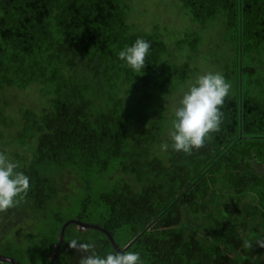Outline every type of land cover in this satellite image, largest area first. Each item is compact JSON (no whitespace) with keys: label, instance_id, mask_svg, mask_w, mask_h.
<instances>
[{"label":"trees","instance_id":"1","mask_svg":"<svg viewBox=\"0 0 264 264\" xmlns=\"http://www.w3.org/2000/svg\"><path fill=\"white\" fill-rule=\"evenodd\" d=\"M131 1L0 0V143L29 177L0 212V236L16 234L0 256L50 264L74 221L54 264H78L72 238L116 251L106 233L143 264H264V0H180L179 34L147 30ZM213 34L231 85L220 128L191 154L161 151ZM138 37L150 54L134 73L116 53ZM34 88L40 111L11 106Z\"/></svg>","mask_w":264,"mask_h":264},{"label":"clouds","instance_id":"2","mask_svg":"<svg viewBox=\"0 0 264 264\" xmlns=\"http://www.w3.org/2000/svg\"><path fill=\"white\" fill-rule=\"evenodd\" d=\"M149 54L150 42L140 37L116 53L118 59L134 73L144 69ZM230 88L231 85L219 71L196 75L188 83L187 90L173 112L168 129L171 143H161V151L171 147L173 151L191 154L202 147L210 134L220 128L223 119L221 109ZM28 189V175L20 170L17 161L0 151V212L15 207ZM68 243L69 247L82 253L78 264H143L138 251L121 249L101 254L92 240L72 238ZM243 246L249 247V242L245 240Z\"/></svg>","mask_w":264,"mask_h":264},{"label":"rangeland","instance_id":"3","mask_svg":"<svg viewBox=\"0 0 264 264\" xmlns=\"http://www.w3.org/2000/svg\"><path fill=\"white\" fill-rule=\"evenodd\" d=\"M131 4L133 7L134 15L135 14L137 15L139 10L145 9L147 11L144 12L145 16L143 17V19H141V23L143 24L144 22V26L147 30L152 29L156 19H161L162 23H164V25L167 26L170 31L174 30L175 34H179L180 32H183V30L186 28V24H185L186 20L184 17V13L181 10L180 0H143V2H140L138 0H132ZM218 43L222 44L221 37L218 34H213L208 37L205 36V40L203 41L202 47H200V49L198 50L199 55L197 54L196 60H198L200 66L201 65L203 66L204 72L219 71L222 73L223 71V66H222L223 62L221 60V55L222 53H225V50L224 48L220 49V47L217 46ZM218 60H220V62H218ZM185 61H186L185 59L182 60L180 64L184 63ZM223 61L225 60L223 59ZM260 75L261 73H259L257 77H260ZM192 77L194 80L196 76L195 77L192 76ZM9 99L13 102L11 106L14 108L18 107L19 105H22L25 106L26 108H32L35 111H40L42 109V103L44 101V99L40 97L37 88H34L32 90H26L23 92H17V90H12ZM14 108H11L13 109L12 111L14 112L12 114V117H14L15 121H18L19 116L17 115V110ZM15 147L16 146H10V145L4 146L0 143V151L5 152L7 155H8L7 151L12 152L15 149ZM15 235L16 234H13L9 237L0 236V242L2 244H4L5 242H9L11 241L9 238ZM28 237L27 235L25 236L23 234V231L21 232V240H20L21 243H18L19 245H17L19 249L21 248L29 249ZM24 257L25 259L28 260L27 263L29 264V259H28L29 257L27 255H24Z\"/></svg>","mask_w":264,"mask_h":264},{"label":"water","instance_id":"4","mask_svg":"<svg viewBox=\"0 0 264 264\" xmlns=\"http://www.w3.org/2000/svg\"><path fill=\"white\" fill-rule=\"evenodd\" d=\"M74 221H70L68 223H66L63 227H62V230H61V233H60V236H59V243H58V246H57V250L55 251V254H54V259L52 260V262L50 264H54L55 260L57 259V256H58V253H59V250L61 248V245L63 243V239H64V235H65V231L67 229V227L73 223ZM84 228H93V229H97V230H101L103 231L104 233H106V231L102 230L100 227L98 226H94V225H86V224H83L82 225ZM107 236L110 238L112 244H113V247L115 248V250H121L119 249V247L115 244L114 240L112 239V237L106 233ZM0 261H4V262H8L9 264H19L18 262H16L15 260L13 259H10V258H6V257H1L0 256Z\"/></svg>","mask_w":264,"mask_h":264}]
</instances>
